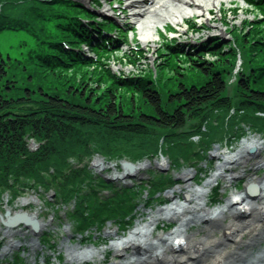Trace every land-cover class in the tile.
<instances>
[{"label":"trees","instance_id":"1","mask_svg":"<svg viewBox=\"0 0 264 264\" xmlns=\"http://www.w3.org/2000/svg\"><path fill=\"white\" fill-rule=\"evenodd\" d=\"M74 2L0 0V33L24 30L33 40L21 41L26 49L10 57L0 50V196L53 188L63 205L74 204L68 218L81 236L108 222L127 231L135 223L141 187L107 185L112 192L102 195L86 160L95 153L111 158L122 152L136 160L163 152L178 164L193 158L201 163L215 136L264 133V0H246L262 18L251 21L246 34L236 32L233 44L245 70L234 75L233 94L228 78L238 57L232 45L220 41L206 51L216 57L212 62L201 58L203 52L175 53V67L165 79L122 77L102 56L83 60L82 50L61 44L80 48L89 31ZM174 182L162 175L143 189L155 197Z\"/></svg>","mask_w":264,"mask_h":264},{"label":"rangeland","instance_id":"2","mask_svg":"<svg viewBox=\"0 0 264 264\" xmlns=\"http://www.w3.org/2000/svg\"><path fill=\"white\" fill-rule=\"evenodd\" d=\"M106 2H111L113 5L115 2L120 3L118 6L120 10V15L118 16L119 24L122 25L129 35L128 41L126 40V42L119 44L120 50L112 52L110 57L106 59L109 63L107 67L116 73L118 71L124 73L121 74L122 77L152 74L154 78L161 77L165 79L172 74L173 68L175 67H173L172 61L174 60L173 55H175V52H178L175 51L176 49L180 51L179 53L183 54L184 52L181 51H186L192 57L200 56V52H203L204 55L201 58L204 61L212 62L216 60V57L208 54L206 51L214 41L216 43L220 41V43L227 44L229 47L232 45L239 59L241 58L239 49L233 44L236 43V32L240 34V31H242V33L246 34L249 23L251 21L260 22L259 19L262 18L259 12L255 8H252V6L246 4L244 0H224L220 6V10L218 7H213L211 14L206 13L204 16L195 14L187 17L178 26L172 23L160 25L157 35L155 33L154 40L146 43L141 40L139 26L131 22L134 21V17L131 16L130 9L127 7V0H84L80 3L82 5L83 3L89 6L92 5L93 8L98 10H104V8H107L105 6ZM88 14L92 16H87V19L93 21L98 20V16L95 13L89 11ZM113 15L117 14L114 13ZM83 22L89 25V36L95 42L94 39L100 31V24L97 22L90 23L84 20ZM114 35H116L115 31L111 33V37H114ZM24 40L29 44L33 43L31 35L24 30H4L0 33V50L7 57H10V55L26 49L27 46L25 44L21 45V41ZM120 41L121 39H118L115 42L119 43ZM63 47L68 49L67 46ZM80 48L85 50L82 51L85 57H89L90 52H88L87 47L81 44ZM242 69L241 61L238 60L233 74L228 78V84L230 85L228 92L230 94H233L235 90L234 75H238ZM91 81L89 80L88 84H92ZM96 86L94 85V87ZM217 122L215 121V123ZM241 132L244 133L241 139L234 137L229 139L228 132L221 137H213L214 141L209 150V158L207 160L203 159L201 163L197 162V158H193L192 161L178 164L174 161V158H171L163 152H159L158 155L136 158V160H133L126 153L116 152L111 158L101 153L90 155L91 157L86 160V168L89 169L93 182L98 184L96 188L101 194L103 193L102 195H108L112 192L109 188H105L107 185L113 187L115 185L116 187L122 188V190L132 189L133 186L141 187L140 193L136 196L135 226L149 220L150 215L160 207L166 206L168 203L179 198L184 199V192L187 189L202 186L212 173L219 171L217 170V166L223 162L222 154L234 153L238 146H240L241 141L245 138H258L263 146L261 153L259 155L256 153L246 155L247 162L239 161L228 165L230 168H227V166L224 169L225 172L222 173L227 177L225 178L223 175L218 177L206 197L208 206H215L224 202L225 198L232 193L245 191L246 186L252 184L253 180L264 176V166H258L257 163L260 159L264 160V133H251L248 130H242ZM193 138L196 139V144H198V138ZM29 141L31 144L35 140L30 138ZM101 160L105 164V167L101 168L98 166V162ZM123 160L133 161L137 165L138 163L145 162L146 165L138 172H134L133 175L123 180L109 181L115 171H122L121 162ZM71 163L76 165V160H72ZM162 175L172 177L176 184L166 189L159 196H149L147 189L144 190L143 187L152 180L160 179ZM251 178L252 180H249ZM197 182L198 186L196 185ZM174 190L175 193L172 194ZM256 198H251V203L254 208L258 209L260 207L257 201L259 198ZM23 199H30V202L23 204ZM232 205L231 203L230 207ZM73 207V203L63 205L53 188L48 190L41 188L39 191L28 189L27 192L21 193L17 197H12L9 193L0 196V214H5L6 209L9 208L11 215L20 210L30 213L38 211V218L47 222V225L39 228L37 233H33L30 227L24 226L21 223L9 227L4 225L0 219V264H96L93 261H85L83 263L68 261L67 246L77 248L93 247L104 250L100 254L103 257L100 264L123 261L122 255L124 251L118 254L110 247L113 240L121 236L119 227L114 222H108L103 229L91 228L86 233V236H81L75 229V223L68 218V213L73 212ZM263 208L253 211V219H251V223L259 224L261 228H264ZM232 211H234L233 213L236 212L237 215V210ZM233 218L239 224L236 226V230L232 232L233 234L222 230L221 224L229 223ZM244 218L242 216V218L237 219L236 216L227 213L226 217H221V219L217 220L218 222L216 220L213 222L205 221L202 218L191 222L187 227V234H191L203 246L207 245L215 237H221L220 242L223 244L217 247H215L216 245L208 246L205 255L196 258L191 264H205V258L218 254L223 248H230L235 235L237 238H243L248 245L255 239L252 247L246 249L247 246L245 244L241 246L246 251L242 254H236V261L232 263L245 264V260L249 257L250 252L256 253L260 246L264 245V235L259 233L261 231L250 233L249 228L251 227V223L245 224V221H248L250 218ZM176 225L177 222L172 218L161 219L158 221L153 235L168 232ZM209 227L214 228L212 233L208 232ZM8 228L10 234L6 233ZM45 238L50 242L46 243L44 241ZM10 241L16 243L10 247ZM33 242H35L34 245ZM5 247H8L6 254L3 252ZM133 251L132 248H129L125 252V255ZM158 259L156 260L158 261ZM131 260L135 261L132 264H143L147 261L143 255L130 258Z\"/></svg>","mask_w":264,"mask_h":264},{"label":"bare ground","instance_id":"3","mask_svg":"<svg viewBox=\"0 0 264 264\" xmlns=\"http://www.w3.org/2000/svg\"><path fill=\"white\" fill-rule=\"evenodd\" d=\"M224 0H127L128 7L130 8V14L134 17V21L139 26L141 40L143 42H149L154 40L157 35L158 27L172 23L178 26L181 22L185 21L187 17L198 14L204 16L211 14L213 7L220 6ZM229 1V0H227ZM105 6H108L107 2ZM108 8V7H107ZM104 8L105 12L107 11ZM109 10V9H108ZM111 17V15H106ZM100 17L99 19H101ZM98 25V24H97ZM156 33V35H155ZM254 147V153L259 155L263 149L262 143L258 138L248 137L242 140L240 146L234 153L222 154L223 162L217 166L218 172L212 173L209 178L205 180L202 186L199 188H189L184 192V199L168 203L166 206H162L150 215V219L144 223L137 224L131 228L126 234L113 240L110 247L115 250L116 253H123V261L111 262L110 264H132L135 261H130V258H136L140 255L146 257L147 261L143 264H191L198 257L204 256L208 250V246H220L223 245L220 242L221 237H215L208 242L207 245L199 243L196 238L191 234H187V227L193 221L205 219V221H217L221 217L229 215L236 216L237 219L244 216L246 219L245 224L251 223L253 219L252 212L260 210L264 207V176L253 180L254 185L257 187V196L261 202L258 201V209L254 208L251 203L250 195L245 191H238L230 194L225 198L224 202L215 205L208 206L206 197L210 192L214 182L218 177L222 176L224 169L233 162H247L248 149ZM250 155V154H249ZM98 166L105 167V164L101 160L98 162ZM258 166H264V160L260 159ZM145 162L138 163L133 172H138L145 167ZM227 168H230L229 166ZM127 173H124L121 180L125 179ZM225 178L226 175H223ZM234 176V175H233ZM231 176V177H233ZM249 180H252L249 179ZM175 193V190L172 194ZM257 198V199H258ZM174 199V197H173ZM256 200V199H255ZM23 204H28L30 199H23ZM235 204L230 207V204ZM239 208V209H238ZM10 209V208H9ZM239 210L245 213L244 215H236V212L232 210ZM264 209V208H263ZM36 218L39 216L38 211L31 212ZM172 218L177 222V225L168 232H163L157 235H153L157 227V223L161 219ZM244 218V219H245ZM40 221L39 227L42 228L47 225V222L38 219ZM233 218L229 223L221 224V228L231 234L236 230V226L239 224ZM218 222V221H217ZM243 224V223H241ZM250 233L259 232L264 235V228H261L259 224L251 223ZM214 228L209 227L208 232L212 233ZM7 234H10L9 228L6 230ZM249 245L243 240V238H237L236 235L232 239V246L230 248H223L218 254L205 258V264H232L236 261V254H242L246 250L241 246L245 244L246 249L254 245V240ZM16 243L10 241V247ZM35 242H33V245ZM8 245V246H9ZM132 248L134 251L125 255L127 249ZM68 261L83 263L85 261H93L96 264H100L103 257L101 253L104 250L83 247L77 248L74 246H67ZM8 251V247L3 249L4 254ZM159 258V259H158ZM158 259V261L156 260ZM207 259V260H206ZM156 261V262H154ZM245 264H264V245L260 246L256 253L249 254V257L245 260Z\"/></svg>","mask_w":264,"mask_h":264},{"label":"water","instance_id":"4","mask_svg":"<svg viewBox=\"0 0 264 264\" xmlns=\"http://www.w3.org/2000/svg\"><path fill=\"white\" fill-rule=\"evenodd\" d=\"M32 144V149H36V145L34 142ZM250 152L254 151V147H251L249 149ZM122 172L118 173L115 172L113 175L110 177V180L116 181L120 180L122 175L124 173H127V177L131 176V172L136 168V165L129 162V161H123L122 162ZM6 219L4 220L3 216L0 215L1 221L5 225H14L17 223H23L24 225L31 226L33 233H37V229L39 227V220L32 214H30L27 211H18L16 212L13 216L10 215V211L6 210L5 212Z\"/></svg>","mask_w":264,"mask_h":264}]
</instances>
